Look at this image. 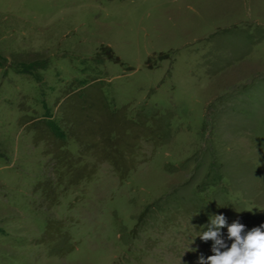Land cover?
I'll return each mask as SVG.
<instances>
[{
    "label": "rangeland",
    "instance_id": "obj_1",
    "mask_svg": "<svg viewBox=\"0 0 264 264\" xmlns=\"http://www.w3.org/2000/svg\"><path fill=\"white\" fill-rule=\"evenodd\" d=\"M232 25H246L252 37H210ZM261 30L264 0H0V264H200L216 246L198 236L209 216L250 227L241 214L231 218V205L242 202L255 228L264 225V85L258 84L247 89L244 123L218 145L263 177L245 166L242 186L227 183V205L211 206L208 188L195 213L137 230L145 206L190 175L208 136L207 103L264 77V37L249 41ZM245 46L250 51L237 58ZM255 67L260 71L252 73ZM90 80L110 111L124 107L133 119L171 112V136L136 141V131L129 132L125 139L135 141L122 174L89 151L79 156L65 131L60 151L80 158L85 178L57 183L49 142L44 135L34 141L35 131L19 121L49 113L59 123L55 102L63 90ZM256 183L260 197L250 193ZM217 239L229 240L227 227Z\"/></svg>",
    "mask_w": 264,
    "mask_h": 264
},
{
    "label": "trees",
    "instance_id": "obj_2",
    "mask_svg": "<svg viewBox=\"0 0 264 264\" xmlns=\"http://www.w3.org/2000/svg\"><path fill=\"white\" fill-rule=\"evenodd\" d=\"M250 25H253V23ZM254 26L260 27L257 24ZM261 31L260 37L254 36L249 41L252 43L253 39V42H256L264 37V31ZM242 34L252 37L246 25H232L222 28L212 33L210 37L223 35L224 39L228 35L238 36ZM247 51H250V47L245 46L237 58L246 55ZM228 63L229 61L224 62L225 65ZM215 71L208 69L207 73L213 74ZM90 81L91 83L81 82L82 85L71 86L63 90L61 100L58 99L55 102L58 105L57 110L60 114L59 123L49 113L44 115V120L22 117L24 120L19 121L20 125H27L35 131L34 141L44 135V141L49 142L50 150L47 153L51 154L50 169L56 177L57 183L65 179L67 183L73 184L85 178L82 174L83 168L78 166L80 158L74 157L70 152L60 151L61 137L64 139L65 131L68 134L66 135L72 137L80 146L82 151L78 153L79 156L83 155V150L85 152L89 151V155L95 162H106L115 171L119 169L122 174L128 171L129 150L135 140L137 141L148 135L152 140L163 143L168 141L171 136V112L165 111L161 118L158 116L136 115V118L133 119L126 115L124 107L118 111H110L102 98L97 82ZM258 84L264 85V77L258 76L248 83L233 87L228 92L207 103L203 117L209 123L208 136L202 148L195 152L198 157L192 162L193 167H191L190 175L169 192L145 206L144 211L138 218L137 230L141 229L144 224L147 225L148 222L152 226L157 221L160 225H163L176 219L177 216L195 213L202 207L199 193L206 191L208 188H211V206L217 205L219 208L220 200H222L220 203L228 204L229 201L226 197L227 183L231 185L232 189L241 185L244 179L242 178L244 173L241 172H244L245 166L254 170L257 180L260 178V172L262 171L258 170L255 165L240 161L236 155L230 152V149H225L223 143L221 146L218 145L220 138L227 134L226 131L237 126L240 127L244 123L245 114L250 112L251 108L248 102L251 94L248 90L251 86ZM131 131H136L135 140L132 144L128 143V139H125L128 138ZM62 145H64V142ZM187 161L182 162L180 166L186 168ZM172 169L174 170V167L170 170ZM261 177H263V174ZM257 186L256 183L253 189ZM257 188L250 193L260 197L261 190L259 191ZM231 206H233V216L231 217L233 220L236 221L238 219L236 215L241 214L243 221L249 219L252 221L251 226L255 228L257 223L247 217L242 202ZM223 208L222 212L227 206L223 205ZM160 215H168V217L159 220ZM251 226L244 228V231L246 229L251 231L253 229ZM233 242V240L225 241L228 247L220 248L221 253L228 250ZM179 264H186V262L180 261Z\"/></svg>",
    "mask_w": 264,
    "mask_h": 264
},
{
    "label": "clouds",
    "instance_id": "obj_3",
    "mask_svg": "<svg viewBox=\"0 0 264 264\" xmlns=\"http://www.w3.org/2000/svg\"><path fill=\"white\" fill-rule=\"evenodd\" d=\"M206 231L199 233L203 241L214 240L216 246L212 248L214 255L204 259L201 257L200 264H264V225L253 228L246 235L244 226L239 222L227 225L223 215L209 216V223L205 226ZM227 227L228 239L233 240L231 247L221 253L220 248H227L223 240L217 239L219 230Z\"/></svg>",
    "mask_w": 264,
    "mask_h": 264
},
{
    "label": "crops",
    "instance_id": "obj_4",
    "mask_svg": "<svg viewBox=\"0 0 264 264\" xmlns=\"http://www.w3.org/2000/svg\"><path fill=\"white\" fill-rule=\"evenodd\" d=\"M251 20H252V19H251ZM236 21L239 22V21H245V20H236ZM252 21H253V22H256V20H252ZM233 22H235V21H233ZM257 22H258V21H257ZM235 23H236V22H235ZM260 43H261V42H260ZM260 43H258L256 46H254L252 50L255 51V49L257 48V46H258ZM262 65H263V62H261V66H262ZM260 68H261V67H260ZM260 68L257 69V67H255L254 70H256V71L253 70L252 73H255V72H257V71H260ZM250 73H251V72H250ZM240 81H242V80H240ZM240 81H239V82H240ZM236 83H238V81H237Z\"/></svg>",
    "mask_w": 264,
    "mask_h": 264
}]
</instances>
